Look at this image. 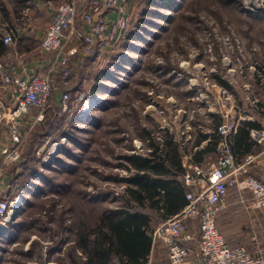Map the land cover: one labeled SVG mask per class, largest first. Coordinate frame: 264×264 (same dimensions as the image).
Listing matches in <instances>:
<instances>
[{
	"label": "rangeland",
	"instance_id": "374dc122",
	"mask_svg": "<svg viewBox=\"0 0 264 264\" xmlns=\"http://www.w3.org/2000/svg\"><path fill=\"white\" fill-rule=\"evenodd\" d=\"M45 1L38 9L34 0H0V26L23 29L33 16L50 19ZM133 1L128 32L96 60L98 66L71 57L68 85L54 95L65 89L74 97L84 93L73 112L47 111L44 123L20 126L21 155L12 168L20 171L10 179L19 207L0 231V264H72L77 228H92L103 210L132 201L130 181L137 171L131 156H152L184 120L185 128L198 129L205 112L218 114L222 123L257 112V97L264 100L256 85L257 74L264 73V11L246 10L247 0ZM9 13L12 24L4 19ZM14 35L22 47L38 45L34 37ZM96 96L84 112L86 100ZM250 198L246 192L240 204V240L256 252L264 249V209L250 214ZM151 216L153 227L158 215ZM152 253L153 264H168L162 244Z\"/></svg>",
	"mask_w": 264,
	"mask_h": 264
},
{
	"label": "built area",
	"instance_id": "2783aa9c",
	"mask_svg": "<svg viewBox=\"0 0 264 264\" xmlns=\"http://www.w3.org/2000/svg\"><path fill=\"white\" fill-rule=\"evenodd\" d=\"M133 0H88L86 9L80 10L76 0L54 5L47 1L52 18L40 42L41 49L52 54V60L45 72L36 71L28 78L7 73L0 65V75L4 88L12 90L14 102L5 108L0 99V127L5 124L10 137V145L1 152L2 166H10L21 155L22 119L33 110L34 123L43 121L50 109L62 112L74 110L84 93L71 98L65 89L55 102L56 89L68 85L72 75L71 57L81 52L88 58L96 49H109L120 44L132 23L130 4ZM249 1V0H247ZM248 5L253 14L264 11V0H253ZM114 12V18L109 17ZM13 28L0 26V35L5 45L15 41ZM78 42L79 47L71 45ZM78 93V92H77ZM95 98L89 97L83 107L84 112ZM92 104V105H93ZM264 120V114H263ZM238 121L225 120L219 124L217 132L221 139L218 144L216 160L206 166L195 165L182 175L186 187V204L175 214L159 222L150 232L152 245L162 244L168 250L170 264H264L261 249L252 253L245 245L231 246L217 225V218L226 204L229 189L248 191L251 194L250 207L264 208V180L245 175L246 165L251 156L240 164L231 147L230 137L235 132ZM255 143L264 144V128L250 130ZM65 138L61 140L64 141ZM59 144V143H58ZM57 142L52 145L49 155H53ZM19 195L5 197L0 195V231L7 228L13 213L19 207ZM190 227L198 228L197 245Z\"/></svg>",
	"mask_w": 264,
	"mask_h": 264
},
{
	"label": "crops",
	"instance_id": "0c3cea01",
	"mask_svg": "<svg viewBox=\"0 0 264 264\" xmlns=\"http://www.w3.org/2000/svg\"><path fill=\"white\" fill-rule=\"evenodd\" d=\"M2 1L4 0H1V2ZM45 2H47V0ZM53 2L55 1L53 0ZM76 2L80 10L86 9L88 6V0H76ZM34 3L37 4V6L39 7L38 9H41L44 2H42V0H34ZM133 5H135L134 1H132L130 4L131 13H132ZM114 16H115L114 12H109V17L114 18ZM4 19L10 24H12L15 18L10 17V13H9L7 14V17L5 16ZM45 19L46 20L39 21L38 16H35V17L33 16L31 17V20H29V23L25 27H23V29L19 27L14 28L6 24L7 27L13 28L17 34L19 35L23 34L25 38L34 37L38 45L36 47L31 46V45H26L22 47L20 46L19 41L15 40V42L12 45H10L8 50L7 49L0 50V65L2 66V69L5 72L16 74L24 78H28L29 75L33 74L36 71L45 72L46 69H48V66H50V63L52 60V54L44 52L40 46V42L43 38L46 28L48 27L51 17L48 20L47 18ZM0 40H1V36H0ZM106 50L107 49L105 48L103 50L96 49L95 53H93L90 56V58L84 57L83 59L80 60V62L78 60V62L83 65L86 64L89 66H98V63L96 60H98L100 56L104 55V52ZM74 56H77V58H79L82 56V54L77 53V55H74ZM85 59L87 60L84 61ZM0 99L3 100L5 108L7 109L11 108L14 102L12 90H8L4 88L2 84L1 75H0ZM54 99L56 100L55 102H58L59 95H54ZM257 101H258L257 102V112H253L250 115V113H247L245 111L243 112V114L239 113V114L234 115L233 119L234 121L236 120L238 121L239 126H237V129L231 135L230 141L233 147V152L235 154L237 164L242 163L247 156H251L250 162L245 167L246 168L245 175H251L260 180H264V144L255 143L254 140L250 137L251 129L264 128L263 115L261 114V111H263L264 109V100H261L260 98L258 99L257 97ZM253 110L255 111L256 109H253ZM33 111L28 116L23 118L24 122H22L23 123L22 126H25L24 123H26L27 121L30 122L34 119L35 112ZM210 116L213 117V120H212V117ZM219 117L220 116H218V114H210V112L206 114L205 112L204 116H202V118L199 120V123L202 126L198 124L199 126V127L197 126L198 129H195L194 126H192L193 129H191L192 128L191 126H189L190 127L189 129L185 128V123H187V120H184V123L182 122L180 124L181 128L179 129L176 128L173 135L167 133L168 134L167 141L166 140L164 141V145L161 149L158 146L159 151L156 154L161 155L165 150L168 149L167 143L171 142V146L176 148L175 152H176L177 160L180 164V167L183 168L184 170L191 169L195 165L206 166L214 162V160L212 161H208V160L210 159V153L212 152H215L216 154L215 158H217L218 156L217 147L218 146L216 147V150L207 149V148L208 146L212 144L213 140L215 139L213 135L216 132L218 124L221 122ZM202 122H204V124ZM245 122L256 123L258 126L250 128L249 134L242 133L243 132L242 129L244 128L242 124ZM26 129H27V126H26ZM245 129H248V127L245 126ZM21 130L24 131L23 128H21ZM191 130L193 132H191ZM241 138L243 139V141H242V144L239 145L238 140ZM10 144H11L10 137H9L7 127L5 124H3L0 127V195L5 196V197H12V195H14L11 192L13 190L12 189L13 187H11L12 183L10 179H13V176H12L13 174H17V172L20 171L19 170L20 168L16 169L15 167L14 169H12L15 163L10 166H6V167L2 166V156H1L2 149L6 145H10ZM187 145H189V148L186 147ZM171 171H172V175L170 177L175 178L176 180L182 182V173L177 172L175 169H171ZM246 192L248 191H239L235 188L229 189L228 196L226 199V204L224 208L222 209V211L220 212V216L222 219L220 218L219 220L217 218V225L220 226L219 227L220 231L224 234L226 241L231 246L242 245L241 242H243V240H240L242 239L240 238L242 235L241 234L242 228H241V224L239 220L241 219L242 214H245L243 213V210L241 209L240 204L245 202ZM246 209L251 211L249 212L250 214H253L252 210H260V209L262 210L264 208H257V209L246 208ZM154 212L157 213L158 215L157 217L158 222L166 218V217L160 216L159 213L156 211V209H150L147 207L145 209V213L149 214L152 219L151 227L154 222L151 214ZM189 228H190V231L194 233L195 238H196V240L192 244L193 246L197 245L198 235H199L198 228H193L190 226ZM155 246L152 245L150 254L147 257V260L144 264H153V258H152L153 253L152 252ZM165 249H166L167 257H168V250L166 247ZM258 250H260V247L257 248V251ZM262 250L261 252L264 257V249ZM168 264H170L169 259H168Z\"/></svg>",
	"mask_w": 264,
	"mask_h": 264
},
{
	"label": "trees",
	"instance_id": "16d2710c",
	"mask_svg": "<svg viewBox=\"0 0 264 264\" xmlns=\"http://www.w3.org/2000/svg\"><path fill=\"white\" fill-rule=\"evenodd\" d=\"M5 48L7 47L1 38L0 50ZM256 85L257 89L264 91V73L263 76L257 74ZM98 90L94 89L92 92L96 93ZM69 93L73 94L72 98H75L71 90ZM60 113L59 109L54 108L48 110L47 114L55 116ZM53 126L54 124L49 126L52 132L55 130ZM242 126H244L242 133L249 134V129L258 125L245 122ZM245 126L248 129H245ZM46 130L48 128L45 127ZM213 137L215 139L207 149L216 150L221 139L217 129ZM242 141V138L238 140L239 145ZM167 145L168 149L161 155L156 154V151H159L156 145L154 152L152 151L154 154L150 157L139 155L130 157L132 167L137 171L130 181L129 191L132 201L127 207L103 210L92 228L89 226L77 228L74 246L71 249L73 254L69 255L73 259L72 264H144L146 262L152 247L150 236L152 219L145 213V209L147 207L156 209L160 216L167 218L178 212L187 202L183 180L181 182L170 177L171 169H175L182 175L185 170L180 167L177 160L176 148L171 146V142ZM75 251L80 254H75Z\"/></svg>",
	"mask_w": 264,
	"mask_h": 264
},
{
	"label": "bare ground",
	"instance_id": "6f19581e",
	"mask_svg": "<svg viewBox=\"0 0 264 264\" xmlns=\"http://www.w3.org/2000/svg\"><path fill=\"white\" fill-rule=\"evenodd\" d=\"M250 1H251V0H249L248 2L250 3ZM162 5H163V3H162ZM10 222H11V220H10Z\"/></svg>",
	"mask_w": 264,
	"mask_h": 264
}]
</instances>
